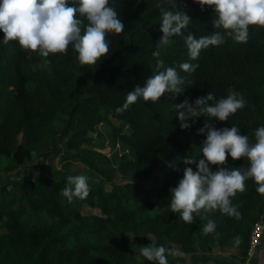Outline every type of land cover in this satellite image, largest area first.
<instances>
[{"label": "trees", "instance_id": "obj_1", "mask_svg": "<svg viewBox=\"0 0 264 264\" xmlns=\"http://www.w3.org/2000/svg\"><path fill=\"white\" fill-rule=\"evenodd\" d=\"M109 6L125 27L120 34L107 33L108 55L95 65H81L72 45L45 58L17 41L5 42L0 32V160L5 172L20 175L0 183V264H155L140 254L153 244L177 245L186 253L184 258L166 253L168 264H245L252 226L264 216V195L252 179L231 198L240 219L202 209L186 224L170 209L169 189L183 178L185 167L196 170L182 158L202 155L206 135H197V129L207 119L197 117L181 130L175 105L208 92L215 97L209 104H215L239 92L245 107L227 121L212 122L217 129L236 126L255 143V130L264 126V27L250 26L248 41L238 43L232 34L214 29L213 8L201 11L195 0H177L175 8L168 0H109ZM161 8L191 18L184 36L219 31L225 42L202 50L193 61L184 38L173 37L160 59L181 76H187L181 63L198 64L189 77L194 84L155 103L139 98L118 114L115 109L128 92L155 74L152 52L162 36ZM77 18L87 24L79 13ZM189 137L198 143L188 145ZM107 146L108 153L103 152ZM35 156L38 164L31 165ZM57 157L60 170L45 173L42 163ZM175 159L174 171L169 164ZM225 166L244 170L249 162L229 156ZM158 171L160 181L150 183ZM77 175L88 177L90 193L69 203L62 192L67 178ZM209 219L216 229L205 235ZM214 248L237 252L221 255Z\"/></svg>", "mask_w": 264, "mask_h": 264}, {"label": "clouds", "instance_id": "obj_2", "mask_svg": "<svg viewBox=\"0 0 264 264\" xmlns=\"http://www.w3.org/2000/svg\"><path fill=\"white\" fill-rule=\"evenodd\" d=\"M172 8L177 0H168ZM201 5L213 8L216 19L212 20L214 29H223L232 34L238 43H246L249 27H264V0H195ZM78 3V7L76 6ZM159 7V5H158ZM160 31L162 36L155 44V74L146 80L144 86L137 85L126 96L125 103L115 109L116 113L125 112L139 98L143 101L157 102L165 93L173 97L185 92L186 85L194 84L189 79L199 67L198 64L184 62L179 69L187 76H181L175 67H164L160 59L161 50L170 46L173 37H183L190 60H197L202 50L210 46L223 44L224 36L219 31L208 36L194 37L192 33L183 35L182 29L188 28L191 18L183 11L160 9ZM77 13L87 20L77 18ZM125 24L118 18L117 12L109 6V0H0V32L4 40L17 41L22 49L38 52L42 57L49 54L66 53L72 45L78 53L81 65H95L101 57L107 56L109 43L107 33L120 34ZM163 69V70H162ZM211 92L200 96L194 102L186 98L175 105L181 130L189 129L196 123L195 118L206 117L203 126L197 129V135H206L200 148L199 157L187 155L182 158L185 167L183 178L175 188H170V209L179 213L186 224L193 222V213L219 210L229 217L240 219L238 208L232 204V197L246 190L245 182L252 179L258 187L256 191L264 195V126L255 130V143L249 142L247 135H241L239 128L214 127L212 118L227 121L230 115L245 107V100L239 92H231L226 98L215 104ZM233 161L246 158L249 167L241 170H229L225 165L228 157ZM202 157V158H201ZM216 165L215 171L210 166ZM174 171L175 163H170ZM90 193L88 177L85 175L69 176L62 195L71 203L74 197L86 199ZM216 224L209 219L203 227L205 235L215 231ZM241 238H235L239 245ZM184 258L186 253L164 246H143L140 254L155 264H168L167 255Z\"/></svg>", "mask_w": 264, "mask_h": 264}, {"label": "rangeland", "instance_id": "obj_3", "mask_svg": "<svg viewBox=\"0 0 264 264\" xmlns=\"http://www.w3.org/2000/svg\"><path fill=\"white\" fill-rule=\"evenodd\" d=\"M185 143L187 142L188 145H196L198 143V140H195L193 137H189L186 139V141H184ZM117 148V146H116ZM103 152L108 153L109 151V147H105L102 149ZM37 156L34 157L32 164H38L37 163ZM177 161V159L174 160V163ZM5 165V161L0 160V183L8 181V178L10 177H16L18 178L20 175H17L15 172L11 171V172H5V169L3 168ZM30 165V164H29ZM42 169L43 171L46 172H55L56 170H60L61 167V162L59 160V158H52V160L50 159H46L43 163H42ZM77 169L79 168V165L77 164ZM77 171V170H76ZM35 174H39V170H35L34 171ZM161 175L162 173L160 171H158L155 175L154 178L152 180H150V183H158L161 179ZM119 181H121V179H119ZM264 218V216H263ZM174 249L178 250V246L177 245H172ZM230 251V252H229ZM214 252L221 254V255H227L228 253H236L237 249H233V250H228V252H221L219 249L214 248ZM168 259V258H167ZM197 264H202L201 262L197 263ZM245 264H264V237L261 241V245H260V249L257 252L256 256L251 260V261H245Z\"/></svg>", "mask_w": 264, "mask_h": 264}, {"label": "built area", "instance_id": "obj_4", "mask_svg": "<svg viewBox=\"0 0 264 264\" xmlns=\"http://www.w3.org/2000/svg\"><path fill=\"white\" fill-rule=\"evenodd\" d=\"M264 237V218L257 220L252 226L246 260H252L260 249L261 241Z\"/></svg>", "mask_w": 264, "mask_h": 264}]
</instances>
